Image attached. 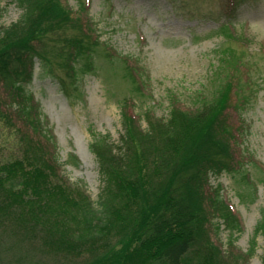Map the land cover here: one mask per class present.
<instances>
[{
    "label": "trees",
    "instance_id": "obj_1",
    "mask_svg": "<svg viewBox=\"0 0 264 264\" xmlns=\"http://www.w3.org/2000/svg\"><path fill=\"white\" fill-rule=\"evenodd\" d=\"M16 1L20 18L0 26V116L14 123L24 149L0 161V264H9L13 251L24 264H240L207 229L216 213L226 224L239 221L211 184L212 174L240 166L232 77L193 110L173 106L143 128L125 112L117 143L95 140L103 181L96 208L84 189L58 178L57 145L24 88L34 58L48 60L43 37L73 29L59 46L68 49L60 64L72 70L69 55L96 44L91 21L62 0ZM229 50L224 63L236 67L241 58Z\"/></svg>",
    "mask_w": 264,
    "mask_h": 264
},
{
    "label": "rangeland",
    "instance_id": "obj_2",
    "mask_svg": "<svg viewBox=\"0 0 264 264\" xmlns=\"http://www.w3.org/2000/svg\"><path fill=\"white\" fill-rule=\"evenodd\" d=\"M62 2L90 19L96 44L69 55L71 70L60 64L63 47L68 49L59 46L73 29L59 31V38L43 37L40 51L49 53L48 60L34 58L24 87L57 145L58 178L84 189L98 208L103 181L92 143H117L125 112L143 128L167 117L173 106L193 110L229 75L236 83L230 111L240 132L233 148L241 167L212 174L211 184L239 221L226 224L216 213L207 229L212 227L219 247L241 256L240 264H264V0ZM21 13L16 0H0V26L16 22ZM228 48L241 58L236 67L224 63L232 56ZM21 137L0 116V161L22 156ZM9 255V264H24L18 251Z\"/></svg>",
    "mask_w": 264,
    "mask_h": 264
}]
</instances>
